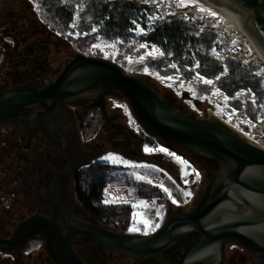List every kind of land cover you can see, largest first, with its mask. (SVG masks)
I'll return each instance as SVG.
<instances>
[{
  "label": "water",
  "instance_id": "95a60500",
  "mask_svg": "<svg viewBox=\"0 0 264 264\" xmlns=\"http://www.w3.org/2000/svg\"><path fill=\"white\" fill-rule=\"evenodd\" d=\"M210 1L233 8L245 31L264 51V0ZM15 40L13 51L19 45L17 35ZM29 46L37 48L26 45L23 55ZM5 58L0 69L5 65ZM31 78L42 81L43 85L37 86L30 80L27 84L12 85L0 91V121L27 124L36 115H42L39 128L46 130L50 137L47 128L55 118L63 113L74 115L70 104L91 100L100 106L104 118L111 120L106 100L109 95L118 94L128 102L146 134L168 146L191 151L207 163L211 174L191 207L169 210L162 226L145 235L119 232L102 225L79 205L73 179L69 195L72 205L63 206L58 189L61 178L69 170L67 167L56 173L48 197L37 192L50 213L42 214L38 209L16 226L7 242L19 241L22 246L30 237L39 234L45 240L44 247L53 264H89L74 249L73 236L88 237L108 249L159 264H223L227 257L226 245L238 242L260 257L258 264H264L263 147L210 111L198 117L172 105L157 87L104 57L78 51L72 54L55 79L42 74L31 75ZM20 109H29L31 113L24 117ZM65 120L60 124L55 122L56 129L63 130ZM72 125L76 130L74 120ZM117 126L118 132L130 136L120 123ZM75 207L91 220H84L74 211ZM195 232L198 236L181 248L175 260L166 255L178 240Z\"/></svg>",
  "mask_w": 264,
  "mask_h": 264
},
{
  "label": "flooded vegetation",
  "instance_id": "af4514ba",
  "mask_svg": "<svg viewBox=\"0 0 264 264\" xmlns=\"http://www.w3.org/2000/svg\"><path fill=\"white\" fill-rule=\"evenodd\" d=\"M28 11L19 0H0V36L3 39V42H0V64L6 56L5 65L0 69V91L12 85L27 84L30 80L41 86L43 82L32 79L31 75L42 74L55 79L67 63L66 61L61 64L59 61L56 65L52 58L54 47L59 45L56 43H65L62 37L54 35L53 32L46 35L45 27L36 25ZM2 24L12 27V34H7L8 31L2 28ZM56 27L59 25L50 24L51 30L59 33ZM65 32L67 34V36L64 34L65 37H74L71 29ZM16 35L19 45L13 51ZM76 38L78 37L72 39L73 42ZM26 45L37 48L29 46L23 55ZM31 60L33 62L29 65ZM70 108L74 113L72 117L66 113L60 115L58 119L54 117L56 120L54 119L47 128L50 137L47 136L46 130L39 128L42 115H36L33 121L27 124L0 121V264H53L44 247L45 240L39 234L30 237L22 246L19 241L14 243L7 241L12 238L16 226L35 214L38 209L42 214L50 213V208L42 202L37 192L40 191L48 197L56 173L67 167L69 170L64 173L59 183L58 198L63 206L71 207L69 195L73 179L74 193L79 205L82 206L76 195L77 177L83 169L101 162L99 157L95 156L97 150L91 144L90 151L83 145L84 142L90 141V138L85 137L83 130L87 125L98 127L97 132L103 129L105 131L101 132L107 131L112 136V133H122L123 139L116 141L117 137L114 135L111 143L116 145L117 142L121 145V150L130 155V149L126 146L130 144L132 138L125 132H118L119 115L108 109L107 100L106 110L111 120H106L100 106L91 100L70 104ZM30 113L29 109H20V114L24 117ZM64 120L66 121L62 128L64 131H59L54 123L60 124ZM73 120L76 123V130L72 125ZM114 128H117V131ZM62 131L63 135H60ZM54 141L58 144H54ZM74 211L84 220H91L79 207H75ZM197 236L198 233L195 232L181 238L166 251V255L175 260L181 248ZM234 243L244 248L247 255H242L240 248H237L236 253L229 257L227 255L223 264H258L260 257L250 252L243 244ZM72 244L89 264H117L118 255H125L108 249L88 237L73 236ZM131 258L134 260V257ZM135 259L137 263L130 264H159L151 259Z\"/></svg>",
  "mask_w": 264,
  "mask_h": 264
},
{
  "label": "rangeland",
  "instance_id": "374dc122",
  "mask_svg": "<svg viewBox=\"0 0 264 264\" xmlns=\"http://www.w3.org/2000/svg\"><path fill=\"white\" fill-rule=\"evenodd\" d=\"M40 1L41 0H19L23 8L29 10L28 12L30 13L32 21H34L36 25L45 27L46 35H50L49 33L53 32L54 35L60 36L62 37L61 39L64 40L65 43H56L59 45H55L56 47H54V52L52 54L54 63L57 65L59 61L61 64L66 61L68 62L73 53L78 51L81 52L72 40L75 37H65L67 34L61 30V26L56 27L59 33L51 30L50 24L53 23L43 18L40 12ZM128 1L141 6L137 11L138 14L146 5V2H150V0H145L144 2L137 0ZM153 1L166 2L167 4L171 2L175 4L173 0ZM179 1L181 5L190 1L196 2L201 13H206L210 20L214 19L213 15L210 14L212 10L211 7L205 2L201 0ZM159 6L161 7V4H159ZM201 8L204 10L201 11ZM170 19L175 18L167 17L160 22ZM198 20L203 23L208 22L206 17ZM186 24L209 36L215 34V37H213V44L209 51L210 55L220 62L223 71L222 76L228 73L226 64L227 58H233L241 64H248L250 68L253 69V74L260 79L264 87V77H260L256 74L258 72L263 74L262 70H264V65H256L253 61H246L245 58L241 60L237 57V53L244 49L246 44L244 41L240 40L236 32L229 27L228 29L221 27L217 22L215 23L216 28L219 29L217 32H205L202 29L195 28L188 22H186ZM3 25L4 24H2V28L4 27L8 31L7 34H12V27ZM0 42H3L1 36ZM224 51L227 52V55H224L223 58L215 56V54H221ZM133 72L144 78L151 85L157 87L161 95L172 105L182 107L187 112L198 117H204L207 108H213L222 118L227 119L230 123L238 124V128L248 132L253 131L255 141L264 144V126L258 130H254L251 126V123L255 125L257 122L264 124V115L254 120L249 116L245 106L247 102L253 103V97H255L256 100V96L251 89H241L234 96H228L225 92L226 96L219 98L218 93L223 89L219 86L218 82H212L211 84L205 82L183 83L182 80L175 77L176 73L171 69V72L165 75V77H167L166 82L162 83L157 82L154 77L146 74L143 69H137ZM154 72L160 76L157 71ZM198 73L199 75L201 74L203 78L207 77L200 73L199 69ZM219 87L222 89L221 91ZM241 94L244 96L241 97ZM212 95L214 97H212ZM107 102L108 109L118 113L119 123L122 125V129L126 130L132 139L130 144L126 146V148L128 147L130 149V155L124 153L121 150V145L117 144V142H115L116 145L111 143L114 135L117 137L115 138L116 141L123 139L122 133H112V136L107 131L103 132L105 130L100 129L99 132H95L90 138V141H86L83 144L88 151H90L92 145L94 149L97 150L95 156L99 157L100 163H104L108 166V168H103L100 172L103 173L108 180L103 204H129L132 207V222L127 232L138 234H144L145 232H147V234L153 233L162 226L169 210L186 209L195 203L209 180L211 174L210 170L207 168V163H203L191 151L179 146H168L158 138L146 134L132 114L128 102L122 96L113 93L107 97ZM237 102L242 105L237 107ZM256 107L257 106H255L254 109H256ZM239 109L246 111L248 116V121L246 123L241 121V114L238 113ZM261 110L264 112V107H261ZM233 115H237L235 121L232 120ZM114 129L117 131V128ZM101 130L103 131L101 132ZM146 149L148 150L146 151ZM94 170H96L95 166L91 168L89 173H93ZM154 187L163 192L164 196H162V202H159L161 199L158 192L154 190ZM164 189H167V191ZM144 195H151V197H144ZM130 229L134 230L130 231ZM237 248H240L237 243H228L226 245L228 257L236 253ZM240 250L242 251V255H247V251L244 248L241 247ZM117 258V264L137 263L135 258L133 260L131 257L125 255H118Z\"/></svg>",
  "mask_w": 264,
  "mask_h": 264
},
{
  "label": "trees",
  "instance_id": "16d2710c",
  "mask_svg": "<svg viewBox=\"0 0 264 264\" xmlns=\"http://www.w3.org/2000/svg\"><path fill=\"white\" fill-rule=\"evenodd\" d=\"M81 0H41L40 12L48 22L61 26L64 32L70 29L69 24L72 19L74 6ZM141 6L128 0H86L85 8L81 13L79 31L91 30L95 25H99L100 32L106 37H124V31L130 25V20L137 17L138 9ZM215 34L211 36L200 32L186 24L180 19H170L160 22L152 38L162 42L165 48V56L159 60H152L148 63L149 68L157 71L160 75L171 72L169 64L172 60H178L182 66L192 63L190 50L193 48L197 58L200 60L199 72L203 75L218 79L219 86L228 96H234L241 89H251L256 96V103L247 102L246 110L249 116L256 120L263 116L261 105H264V87L259 78L253 74V69L248 64H241L233 58H227L228 73L220 75L222 66L219 61L210 55V48L213 44ZM93 37H78L74 44L81 52L89 50ZM133 47L122 44L121 54L118 60H122L128 54H138ZM1 61V56H0ZM142 70L143 67H138ZM188 74V72L186 71ZM220 75V76H219ZM237 107L242 104L237 102ZM256 107V109H254ZM261 114V115H260ZM87 139L91 138L98 127L87 125L84 129ZM96 170L89 173L93 166L83 169L76 180V195L83 208L92 216L100 219L104 224L116 231L127 232L131 224L132 207L129 204L107 205L103 204L105 198V188L108 180L103 173V168H108L106 164L94 165ZM107 166V167H106ZM162 202L163 192L154 187ZM151 195H144V197Z\"/></svg>",
  "mask_w": 264,
  "mask_h": 264
},
{
  "label": "built area",
  "instance_id": "2783aa9c",
  "mask_svg": "<svg viewBox=\"0 0 264 264\" xmlns=\"http://www.w3.org/2000/svg\"><path fill=\"white\" fill-rule=\"evenodd\" d=\"M85 1L86 0H81L79 3H77L74 6L72 19L69 24V27L74 37H80V36L93 37L92 44L89 50L83 53L85 55L100 56L112 60L117 64H119L124 70L133 74H134L133 71L137 70L138 67H143L145 73L154 77L157 80V82L165 83L167 77H165V75H160L161 77L157 75L153 70L149 68L148 63L152 60L162 59L165 56L164 44L152 38L156 26L161 20L167 17H172L175 19L177 18L185 22H188L189 24L193 25L195 28L202 29L205 32L219 31V29L216 28V25L213 21L214 19L213 20L208 19L207 14L201 13L198 6L187 7V3L181 5L179 0H173V3L175 4H172L171 2L167 4L166 2H159V1L155 2L153 0H150V2L148 1L146 2V5L137 15L136 19L132 18L130 20V25L124 31V37H120V36L113 38L106 37L100 32L99 25H95L93 27L96 29L95 31H93L92 28L91 30L81 32L79 31L78 27H79L81 13L85 8ZM137 1L144 2L145 0H137ZM159 4H161V7L159 6ZM153 16L159 18L155 20H150L149 17H153ZM203 17H206L208 21L207 23L199 22L198 19H201ZM133 21H135V23H133ZM137 25H139V29L137 28ZM220 26L223 27L221 24ZM124 43L133 47V49L135 51H138L139 53L128 54L124 56L123 59L120 61L118 59L121 54L122 44ZM141 45H144V47H141ZM187 48L191 52V56L193 59L192 63L182 66L178 60H172L169 64V68H171L176 73L175 77L177 79L182 80L183 83H193V82L202 83L205 80H210L213 83L218 82L217 77L216 78L206 77L203 78V80L199 79V77H201V74L199 75L198 73V68L200 67V60L197 58L193 48L189 47V45H187ZM244 49H242L240 52L237 53L238 58H240L241 60H244L245 58L246 61H253L256 65L263 64L261 61H258L257 59L250 60L249 59L250 57L242 56L241 53L244 51ZM224 55H227L226 51L222 52L221 54H215V56L219 58H223ZM173 64L175 65V67H171V65ZM186 71L188 72V74L186 73ZM262 73L263 74L260 73L259 75L260 77H264V70H262ZM222 74L223 71H221L220 75ZM219 90L221 91L222 89L219 87ZM225 96L226 93L224 90L218 93L219 98H223ZM240 96L243 97L244 95L241 94ZM212 97L214 96L212 95ZM207 111L212 112L214 115H216L223 121L229 123L230 125L237 128L239 131L247 135L248 137L254 139L253 131L248 132L246 130H242L238 128V124L230 123L227 119L222 118V116L219 115L213 108H207ZM238 113L241 114V121L243 123H246L248 121V116L246 114V111L243 109H239ZM236 118L237 115L232 116L233 121H235ZM253 124L254 123H251V126L252 128H254V130L261 129L264 126V124L258 122L255 123V125Z\"/></svg>",
  "mask_w": 264,
  "mask_h": 264
},
{
  "label": "bare ground",
  "instance_id": "6f19581e",
  "mask_svg": "<svg viewBox=\"0 0 264 264\" xmlns=\"http://www.w3.org/2000/svg\"><path fill=\"white\" fill-rule=\"evenodd\" d=\"M201 1L205 2L208 6L211 7L212 10L210 11V14L215 13V15H213L214 23L217 22L223 27L231 28L234 32L237 33L239 38L245 42L246 47L241 53V55L245 57H250V60L257 59L258 61H261L264 64V51L260 47V45L245 31L239 14L234 11V9L231 7L225 5H218L210 0ZM197 6L198 4L196 2L190 1L187 3V7ZM251 139L255 141V139ZM255 142L259 146L264 148V144L262 142Z\"/></svg>",
  "mask_w": 264,
  "mask_h": 264
},
{
  "label": "snow or ice",
  "instance_id": "6c2138e0",
  "mask_svg": "<svg viewBox=\"0 0 264 264\" xmlns=\"http://www.w3.org/2000/svg\"><path fill=\"white\" fill-rule=\"evenodd\" d=\"M204 9L203 8H201V11H203ZM212 15H215V13H211ZM159 17H149V19L150 20H155V19H158ZM133 23H135V21H133ZM137 28L139 29V25H137ZM96 29L95 28H93V31H95ZM141 47H144V45H141ZM141 59H143V58H141ZM198 66V65H197ZM171 67H175V65L173 64V65H171ZM257 75H260V73L258 72V73H256ZM170 79V78H169ZM199 79H201V80H203V77H199ZM217 79H219V77H217ZM205 83H207V84H211L212 83V81H210V80H206V81H204ZM252 102L253 103H256V100H255V97H253V100H252ZM261 107H264V105H261ZM148 149H146V151H147ZM110 158V157H109ZM161 187H162V185H161ZM165 191H167V189H164ZM107 202V201H106ZM132 230H134V229H130V231H132ZM145 235L147 234V232H145L144 233Z\"/></svg>",
  "mask_w": 264,
  "mask_h": 264
}]
</instances>
